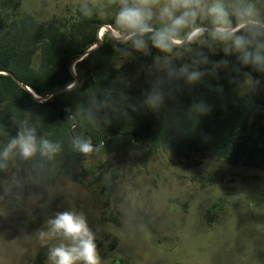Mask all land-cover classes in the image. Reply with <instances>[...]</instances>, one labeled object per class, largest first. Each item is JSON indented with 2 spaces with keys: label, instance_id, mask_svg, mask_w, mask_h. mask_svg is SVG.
Masks as SVG:
<instances>
[{
  "label": "trees",
  "instance_id": "trees-1",
  "mask_svg": "<svg viewBox=\"0 0 264 264\" xmlns=\"http://www.w3.org/2000/svg\"><path fill=\"white\" fill-rule=\"evenodd\" d=\"M19 4L0 1V69L11 71L39 95L71 84V60L97 41L100 25L114 22L96 11L85 17L81 6L69 15L38 21L30 14L17 15ZM10 6L14 14L8 13ZM115 41L105 32L100 45L75 63L76 84L43 102L0 73V130L15 137L22 128H34L38 142L43 138L61 145L51 157L38 151L25 160L17 151L0 161L7 163L0 168V197L9 192L5 182L15 178L23 196L29 189L42 195L67 176L90 186L85 179L94 173V164L84 163L101 154L112 155L108 162L114 171L137 158L136 152L146 157L159 150L172 152L189 166L214 157L264 169V72L242 65L236 55L204 48L210 62L224 59L228 66L213 73L212 63L198 65L205 75L190 84L158 70L151 50L117 65L114 57L123 53ZM120 47L132 49L130 44ZM182 63L191 64V59L174 60L177 68ZM245 73L259 83L247 84ZM155 91L163 99L153 107L147 97ZM199 105L206 111H198ZM77 138H91L100 151L81 154L73 147ZM4 147L0 143V152ZM111 189L109 182L100 186L107 200ZM13 198L17 204L23 200Z\"/></svg>",
  "mask_w": 264,
  "mask_h": 264
},
{
  "label": "rangeland",
  "instance_id": "rangeland-1",
  "mask_svg": "<svg viewBox=\"0 0 264 264\" xmlns=\"http://www.w3.org/2000/svg\"><path fill=\"white\" fill-rule=\"evenodd\" d=\"M255 2L264 9V0ZM83 4L113 19L119 9L118 0H20L16 14L45 21ZM7 11L15 13L12 6ZM105 32L101 27L102 36ZM149 48L155 56L164 55L150 43ZM128 52L116 55L115 63L141 54ZM13 138L0 130L1 144ZM136 153L116 171L110 154L84 163L94 164V173L85 179L90 186L67 176L42 195L29 189L23 196L17 178L5 182L9 192L0 197V264H52L49 249L70 242L63 236L42 240L39 233L66 210L85 214L102 264H264V169L214 157L189 166L170 151L146 157ZM108 182L107 200L100 186ZM13 196L23 197L22 202L14 203Z\"/></svg>",
  "mask_w": 264,
  "mask_h": 264
},
{
  "label": "clouds",
  "instance_id": "clouds-1",
  "mask_svg": "<svg viewBox=\"0 0 264 264\" xmlns=\"http://www.w3.org/2000/svg\"><path fill=\"white\" fill-rule=\"evenodd\" d=\"M118 3L113 22L118 50L130 55L126 48L120 47L130 44L132 49L147 56L151 54L150 43L164 54L154 58L156 68L170 78H184L195 84L205 75L198 65L212 63L213 73L228 66L224 59L210 62L204 48L213 54L218 49L225 56L236 55L242 65L264 72V9L255 0H118ZM80 11L85 17L93 14L87 4L81 5ZM186 56L191 64L182 63L177 68L174 60H184ZM245 75L247 84L259 83L249 73ZM147 99L156 107L162 102L163 94L155 91ZM197 110L206 111L203 105L197 106ZM73 147L85 156L100 151L91 138H77ZM60 150L59 143L43 138L38 142L34 128H22L0 152V161H8L17 151L27 160L38 151L51 157ZM6 167L7 163L0 162V168ZM47 225L48 231L39 233L42 240L63 236L70 242L49 249L52 264H102L96 235L83 212H58Z\"/></svg>",
  "mask_w": 264,
  "mask_h": 264
},
{
  "label": "water",
  "instance_id": "water-1",
  "mask_svg": "<svg viewBox=\"0 0 264 264\" xmlns=\"http://www.w3.org/2000/svg\"><path fill=\"white\" fill-rule=\"evenodd\" d=\"M101 27H105L107 32L113 37L114 40H117L118 38V34L116 33L115 34V30L112 26V24H102L98 27V30H97V41L94 42L92 45H90L87 49H85L82 53H80L79 55H77L76 57H74L71 62H70V69L72 71V74L74 75V81L65 86V87H62L60 89H57L53 92H50L46 95H39V94H36L28 85H26L25 83L21 82L11 71L9 70H5V69H0V73L2 74H7V75H10L12 77V79L18 83L22 88L26 89L27 91H29L32 95V97L37 100V101H40V102H43V101H46L48 100L49 98H51L54 94H58L64 90H67V89H70L72 86H74L77 82V76H76V72H75V63L78 62L79 60L83 59L92 49L98 47L102 41V38L103 36L101 35L100 33V28ZM59 112H60V109H59Z\"/></svg>",
  "mask_w": 264,
  "mask_h": 264
},
{
  "label": "bare ground",
  "instance_id": "bare-ground-1",
  "mask_svg": "<svg viewBox=\"0 0 264 264\" xmlns=\"http://www.w3.org/2000/svg\"><path fill=\"white\" fill-rule=\"evenodd\" d=\"M102 33H103V31H102ZM102 33H101V34H102Z\"/></svg>",
  "mask_w": 264,
  "mask_h": 264
}]
</instances>
